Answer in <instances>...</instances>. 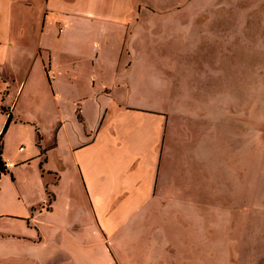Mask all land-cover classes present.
I'll return each mask as SVG.
<instances>
[{
  "label": "crops",
  "instance_id": "crops-1",
  "mask_svg": "<svg viewBox=\"0 0 264 264\" xmlns=\"http://www.w3.org/2000/svg\"><path fill=\"white\" fill-rule=\"evenodd\" d=\"M140 6L0 0V264H218L225 234L168 204L206 200L165 187L170 113L135 106Z\"/></svg>",
  "mask_w": 264,
  "mask_h": 264
},
{
  "label": "rangeland",
  "instance_id": "rangeland-1",
  "mask_svg": "<svg viewBox=\"0 0 264 264\" xmlns=\"http://www.w3.org/2000/svg\"><path fill=\"white\" fill-rule=\"evenodd\" d=\"M137 1L135 106L170 113L169 133L181 135L168 140L165 187L206 197L171 192L168 204L225 234L218 264H264V0Z\"/></svg>",
  "mask_w": 264,
  "mask_h": 264
},
{
  "label": "trees",
  "instance_id": "trees-1",
  "mask_svg": "<svg viewBox=\"0 0 264 264\" xmlns=\"http://www.w3.org/2000/svg\"><path fill=\"white\" fill-rule=\"evenodd\" d=\"M2 109H4V108L2 107ZM10 120H11V119L9 118V120L7 121V124H6L5 128L3 129V133L6 132V129H7V127H8V124H9V121H10ZM1 136H3V134L0 135V168H1V167L3 166V164H4L3 158H2V156H1V153H2V151H3V143L1 142Z\"/></svg>",
  "mask_w": 264,
  "mask_h": 264
},
{
  "label": "built area",
  "instance_id": "built-area-1",
  "mask_svg": "<svg viewBox=\"0 0 264 264\" xmlns=\"http://www.w3.org/2000/svg\"><path fill=\"white\" fill-rule=\"evenodd\" d=\"M21 150H23V148H21ZM13 165V163L4 162L3 166L0 168V178L9 168L13 167Z\"/></svg>",
  "mask_w": 264,
  "mask_h": 264
}]
</instances>
